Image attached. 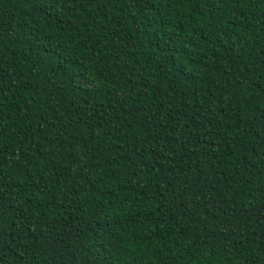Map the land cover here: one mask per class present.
<instances>
[{"label": "trees", "instance_id": "16d2710c", "mask_svg": "<svg viewBox=\"0 0 264 264\" xmlns=\"http://www.w3.org/2000/svg\"><path fill=\"white\" fill-rule=\"evenodd\" d=\"M0 264H264V0H0Z\"/></svg>", "mask_w": 264, "mask_h": 264}]
</instances>
